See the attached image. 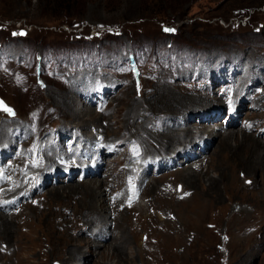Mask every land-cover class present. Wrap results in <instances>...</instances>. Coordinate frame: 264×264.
<instances>
[{
  "label": "rangeland",
  "instance_id": "374dc122",
  "mask_svg": "<svg viewBox=\"0 0 264 264\" xmlns=\"http://www.w3.org/2000/svg\"><path fill=\"white\" fill-rule=\"evenodd\" d=\"M133 55L136 74L129 66ZM248 67L251 76L245 80ZM235 79L238 91L252 98L255 87L264 88V0H0V138L2 131L15 129V140L9 144L4 136L0 148L26 146L40 137L41 145L46 140L54 144L46 155L58 164L53 154L67 152L63 146L73 131L92 142V130L101 129L119 147L103 164L111 162L113 176L104 179L105 185L95 184L100 193L114 180L101 195L108 206L109 193L122 191V160L131 145L141 144L147 156L165 158L175 154V147L184 148L189 140L193 146L205 137L193 138L194 133L215 134L206 129L222 120L198 122L196 114L223 105L224 94L216 93L225 85L232 87ZM255 95L261 97L254 112L259 117L264 90ZM72 100L77 117L68 114ZM243 111L240 119L247 120L250 112ZM82 122L85 127L74 126ZM231 129L242 128L220 130L212 142L204 141L211 152L202 154V165L195 169L202 173L200 184L188 180L185 169L191 166L186 165L155 178L172 202L146 188L140 205L111 212L112 227L119 217L123 220L113 229L114 235L116 229L120 234L103 242L105 247L83 242L90 238L101 243L89 230L101 229L107 216L102 210L97 216L102 222L88 220V204L94 200L87 195L92 190L55 198L49 192L55 185L76 184L56 177V184L37 195L38 204L27 205L15 220L0 218V264H71L85 250L86 259L78 258L77 264H264V151L254 143L264 146V136L257 134L263 126L233 138L243 140L244 146L224 148L220 134L235 131ZM170 133L178 137L176 143L152 154L168 143L160 136ZM242 159L254 160V170L240 163ZM103 165L93 180L110 173ZM176 183L182 186L179 192L161 189L170 184L175 188ZM48 187L47 197L43 193ZM187 190L197 194L176 201ZM63 215L69 224L61 222Z\"/></svg>",
  "mask_w": 264,
  "mask_h": 264
},
{
  "label": "bare ground",
  "instance_id": "6f19581e",
  "mask_svg": "<svg viewBox=\"0 0 264 264\" xmlns=\"http://www.w3.org/2000/svg\"><path fill=\"white\" fill-rule=\"evenodd\" d=\"M248 56H250V55H248ZM247 59V58H246ZM247 70H248V74H249V72L251 71V69H249V67L247 68ZM210 72V71H209ZM246 73V74H247ZM250 74H249V76L248 77H246V79L245 80H247V79H249L250 78ZM232 77H237L236 75H233ZM252 79V81L253 80H259V78H251ZM263 90H264V88H263ZM262 90V91H263ZM80 93H82V92H80ZM240 93V92H239ZM170 96V95H169ZM246 96V95H245ZM168 97V96H167ZM176 98V97H175ZM261 97H259V102H260V99ZM70 98H68V100H69ZM173 99V98H172ZM195 100V99H194ZM73 101V100H72ZM71 101V102H72ZM74 102V101H73ZM77 103V102H76ZM1 106H3L2 104H0ZM68 106V108L70 109V113H68L71 117H77V113H78V110H77V108L75 107V102H74V104H71V105H67ZM168 106V105H167ZM215 105H212L211 107H209V108H204L203 109V112H210V110H212V109H221V108H223V109H225V106H224V104L223 105H221V106H215ZM4 108V107H3ZM95 108V107H94ZM66 110V109H65ZM264 111V110H263ZM72 112H74V113H72ZM81 114H83V113H79V118H80V115ZM200 114V112H198L196 115H199ZM183 116V115H182ZM253 116V117H252ZM259 117H257V115H255V113H254V111H251L250 112V115L248 116V118L247 119H249V120H252L253 122L254 121H258V120H260L261 122H258V124H256V125H254V126H256V131L255 132H257V130H258V128L259 127H262V126H264V112L263 113H261V114H259L258 115ZM183 118H184V116H183ZM213 118V117H212ZM74 119V118H73ZM81 119V118H80ZM210 119V118H209ZM144 120V119H143ZM214 120H216V119H214ZM214 120H212V121H214ZM109 121H111V119L109 120ZM83 123L84 122H82V123H79V125L77 124V125H74V126H76V127H85V126H83ZM146 125V124H145ZM216 125L218 126V129L216 130L214 127H212V129H210L209 130V128L208 129H206V131L208 130V131H211V132H214L215 134H208L207 132H203V133H201V134H197V133H194L193 134V138L194 137H206V139H210L211 140V142L215 139V137H217L218 135H219V132H220V130L222 129V122L221 123H216ZM77 129V128H76ZM78 130V132H79V130L80 129H77ZM89 130V129H88ZM191 130V129H190ZM226 130H230V128H228V129H226ZM231 130H235V131H232V132H228L225 136L224 135H222V134H220V137L222 136V138H221V144L223 145L222 147H224L225 145L226 146H228L227 148H231L233 145H236V147L235 148H239V147H242V146H244V143L242 142V141H240L239 139H233V138H238L239 136H240V132L241 131H244V130H240V132L239 131H236V129H231ZM182 131V130H181ZM12 132V133H11ZM74 132V131H73ZM90 132L91 131H87L86 133L87 134H90ZM15 133V129H12L11 131H10V129H9V132L7 133V132H4V131H2L1 132V138H0V140H3L4 139V136H5V138H6V141L8 140V143L9 144H11L15 139H14V137H13V134ZM154 133V132H153ZM181 133V132H180ZM179 133V134H180ZM216 133H218V135L216 134ZM248 132H246V131H244L243 133H242V136H245L246 134H247ZM86 134V135H87ZM169 134V133H168ZM176 134V133H175ZM224 134V133H223ZM249 134V133H248ZM7 135H8V137H7ZM11 135V136H10ZM65 135V134H64ZM82 135V134H81ZM84 135V134H83ZM91 136H92V134H90ZM90 135H88L89 137H90ZM94 135H95V133H94ZM178 135V134H177ZM253 135H255L256 136V133L254 134L253 133ZM259 136H264V132H260L259 134H258ZM10 136V137H9ZM88 136H85L84 135V137H85V139L86 140H89V139H92V138H89ZM157 135H155V137H156ZM159 136V135H158ZM212 136H214V137H212ZM181 137V136H180ZM204 137V138H205ZM163 138H168L167 140H166V142H168V143H165L164 141H163ZM203 138V139H204ZM250 138V137H249ZM64 139V138H63ZM66 139V138H65ZM177 139H178V137L176 136V135H174V133H170V135H166V134H162L161 136H160V140H162V143H165V144H163L162 146H160V149L159 150H155V152L156 153H152V154H155V155H157V153H160V152H163L164 150H166L167 148H168V146L170 147V145H173L174 143H176V141H177ZM243 139H244V137H243ZM93 140H95V139H93ZM92 140V141H93ZM105 140H106V137H105ZM156 140H157V138H156ZM182 140V139H181ZM201 140V139H200ZM260 140V139H259ZM90 141V140H89ZM206 141V140H205ZM248 141V140H247ZM252 140H250V142H251ZM20 142V141H19ZM91 142V141H90ZM110 142V141H109ZM192 143L191 142V140H189V141H187V142H185V143H187V144H185L186 146H184V148H182V149H180L179 147H178V149L176 150V148L177 147H175V146H173V147H175V150H173V152L174 153H176V152H179V150H180V152L183 150H185V149H187L189 146L191 147V148H193L194 146H196V142L194 141V145L193 146H191L192 144H189V143ZM113 143V142H112ZM254 143H258V145L257 146H259V149L261 150V148H262V152L264 151V146H262L258 141H254ZM46 144L48 145V147H49V149L51 150L52 148H53V146H54V144L53 143H51V142H49V140H46ZM91 144H93V142H91ZM264 145V144H263ZM4 145H2V147H3ZM57 146L58 147H61V144H57ZM225 146V147H226ZM64 148V150L65 149H67L66 147V145L65 146H63ZM224 147V148H225ZM154 149V148H153ZM207 150L209 149V147L208 148H206ZM0 150H2V151H4V147L3 148H0ZM145 150V149H144ZM208 151H210L211 152V150H208ZM145 152V151H144ZM148 152V151H147ZM173 152H171L170 154H172ZM261 152V153H262ZM209 153V152H208ZM168 156V155H167ZM254 156H255V154H254ZM260 159H261V157H260V155L258 154L257 155ZM148 157H150V159H148ZM189 157V156H188ZM157 158H159V160L162 158V155L161 156H155V157H152L151 155H149V156H147V154L145 155L144 154V156H143V159L144 160H146V162L148 163V161H152L151 162V164H153L155 161H156V159ZM260 159H259V161H260ZM46 160H47V166L44 168V169H42V170H40V172H41V174L45 177V181H46V185L48 184V182H47V179H48V177H47V175H48V173L51 171V169H54V171L56 172V173H60V169L58 168V165L56 164V163H54L51 159H49V157L47 156V158H46ZM262 161V163L260 164V165H264V162H263V160L264 159H261ZM252 161H254V160H252ZM252 161L250 162V163H247L246 162V160H244V159H242L241 161H240V163H244V166L247 168V169H252V170H254V165H253V163H252ZM146 163V164H147ZM257 163V162H256ZM110 164H111V162L110 163H108V164H106L105 163V165H103V166H105L107 169L105 170L106 172L107 171H110V173L109 174H107L106 176H104V177H102V178H100V179H98V180H93V179H88V181H87V178H85L81 183L80 182H76V181H73V182H76V184L75 183H69L68 184V186L66 187V188H64L63 186H61V185H55L53 188H51V190L49 191L50 192V195L52 196H54L55 198H59L61 195H64V194H67V192L68 193H75V192H77V191H79V190H81V189H86L87 190V188H89V189H91L92 190V192L90 191V194H91V197H89L88 195H87V199H93L94 201L93 202H91V203H89L88 204V208L90 209V212H91V215H92V217H91V219L90 218H88V220H92V223L93 222H95V221H97V224H99L100 222H102V220L100 221H98V219H97V216H99V214L101 215V213H100V211H102L103 210V215L105 214H107V216H105L104 218H103V222L104 223H102V224H100V226H102L101 227V229L100 228H98L97 230H95V229H93V230H89L91 233H92V237H94L95 239H98V240H100L101 241V243L100 242H96V240L95 241H93V240H91L90 238H87V239H83V242H92V244H95V247H105L107 244H102L103 242H107L109 239H112V240H115L116 239V237H117V235L118 234H120V231L121 230H119V229H116L117 230V232L118 233H116L115 235L113 234V229L115 228V227H117V225H120V220H123V219H121L120 217H119V221H118V219H117V221H116V223H115V225L112 227V221L114 220V219H112L111 217H110V213H111V210H110V207L106 204V200L105 201H102V197H101V195L104 193V194H106V192L109 190V189H111L112 188V184H113V182H114V180L113 181H109V186L107 187V188H105V189H103L102 191H100V193L99 192H97L96 191V186H95V184H98V183H101V185H105L107 182H106V180H104L107 176H113V173H112V171L113 170H115V167H113V166H110ZM129 164H133V162H130ZM255 164V163H254ZM154 166V165H153ZM153 166H152V168H153ZM187 166H188V164H187ZM190 166H192L191 164H190ZM184 167H186V166H183V168ZM192 167H189L188 169H185L186 171V173L189 175V178H188V180H190V181H197L199 184H200V179H198L197 177L199 176V175H202V173L200 174L199 172H197V171H195V170H193V169H191ZM142 171L145 173V174H147V171H148V167H146V166H142ZM200 171H202V170H200ZM184 172V173H185ZM203 172V171H202ZM181 175L183 174V172L182 173H180ZM204 176V175H203ZM225 176H222L221 178H224ZM113 178H115V177H113ZM116 178H119V175H117L116 174ZM214 179L215 178H208V181L209 182H211V181H214ZM61 182H63V179H59ZM159 180V179H158ZM190 181H188V182H190ZM52 183V180H51V182H50V184ZM52 187V186H51ZM49 188L50 187H48L47 189H46V192L45 193H43V194H46V196L48 197V190H49ZM146 188H148V189H146ZM148 191V192H150V193H155L156 195H160L161 193H162V190H160V188H159V184H157V179H152L151 180V182L150 183H148L145 187H144V189H143V194L146 192V190ZM98 190V189H97ZM168 191V190H167ZM188 191V190H187ZM112 193V191L109 193V195ZM147 193V192H146ZM187 194H190L192 197H194V195L195 194H197V193H195V191L194 192H191V190H189L188 192H186ZM163 194V193H162ZM169 193L168 192H165L164 194H163V200L164 201H166L167 200V198H169L168 195ZM156 195H155V197H156ZM168 195V196H167ZM85 196V195H84ZM84 196H82V199L84 198ZM118 196V195H117ZM191 196H189L190 198H191ZM154 197V196H153ZM184 200H185V198H183ZM182 199V200H183ZM187 199H189V198H187ZM194 199V198H193ZM108 200H109V196H108ZM153 200V199H152ZM168 200H170V198L168 199ZM175 200V199H174ZM190 200H192V198L190 199ZM163 201V202H164ZM176 201H181V200H178V199H176ZM186 201V200H185ZM184 201V202H185ZM188 201V200H187ZM170 202H172V200H170ZM184 202H183V204H184ZM186 203V202H185ZM140 205V204H139ZM144 205V204H143ZM171 206V205H170ZM30 209H34V208H32V207H30ZM114 211V213L115 212H117L116 210H113ZM80 213V212H79ZM3 213H0V218H5V221H6V219L8 220V219H11V220H15V216L14 215H5L4 214V216L2 215ZM123 214V213H122ZM81 216H82V214H81ZM90 216V215H89ZM160 216V215H159ZM61 222L64 224V225H67V224H69V223H67V216H65V215H63V216H61ZM127 218V217H126ZM198 218H200V217H198ZM116 219V218H115ZM125 219V218H124ZM4 220V219H3ZM76 220H78V217L75 219V221ZM87 220V219H86ZM127 220V219H126ZM161 220H162V217H161ZM1 221V220H0ZM74 221V222H75ZM169 221V220H168ZM171 221V220H170ZM69 222V221H68ZM84 222V221H83ZM86 224V222L83 224V225H85ZM91 225V224H90ZM92 226V225H91ZM97 227V226H96ZM99 227V226H98ZM12 229V228H11ZM18 228H16V230H17ZM15 230V231H16ZM69 230V229H68ZM67 230V231H68ZM167 230V229H166ZM182 230V229H181ZM12 232H15L14 230H11ZM107 232V233H109V235L108 236H105V235H103V234H101L102 232ZM169 231V230H168ZM89 232V233H90ZM175 232V231H174ZM183 232H184V230H183ZM123 235V233L121 234V236ZM122 238V237H121ZM73 245H75V244H73ZM121 246H123V245H121ZM73 247V246H72ZM80 247V246H79ZM74 248H78L77 246L76 247H74ZM109 246L107 247V250H109ZM76 250V249H75ZM113 250V249H112ZM86 251L87 250H85V252H81V254H79V252L77 253L78 255H74L75 253L74 252H71L72 254L71 255H74L73 257H72V259L73 258H75V260L74 261H71V264H77L76 262V260L79 258H85L86 259ZM18 246H17V249L16 250H14V254H18ZM87 252H89V251H87ZM96 252V251H95ZM96 253H98L97 255H99L100 254V251L98 252H96ZM78 256V257H77ZM79 256H81V257H79ZM80 261V260H79Z\"/></svg>",
  "mask_w": 264,
  "mask_h": 264
},
{
  "label": "snow or ice",
  "instance_id": "6c2138e0",
  "mask_svg": "<svg viewBox=\"0 0 264 264\" xmlns=\"http://www.w3.org/2000/svg\"><path fill=\"white\" fill-rule=\"evenodd\" d=\"M166 31H168V29H166ZM174 31V30H173ZM10 111V110H9Z\"/></svg>",
  "mask_w": 264,
  "mask_h": 264
}]
</instances>
